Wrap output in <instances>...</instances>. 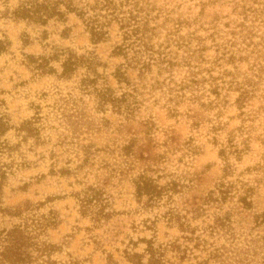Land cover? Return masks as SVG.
<instances>
[{
  "label": "rangeland",
  "instance_id": "374dc122",
  "mask_svg": "<svg viewBox=\"0 0 264 264\" xmlns=\"http://www.w3.org/2000/svg\"><path fill=\"white\" fill-rule=\"evenodd\" d=\"M21 1L0 0V231L55 245L27 264H264V0H128L142 40L123 53L119 23L94 41L63 6L17 19ZM70 52L95 65L64 75ZM90 188L106 205L83 214Z\"/></svg>",
  "mask_w": 264,
  "mask_h": 264
},
{
  "label": "trees",
  "instance_id": "16d2710c",
  "mask_svg": "<svg viewBox=\"0 0 264 264\" xmlns=\"http://www.w3.org/2000/svg\"><path fill=\"white\" fill-rule=\"evenodd\" d=\"M243 1V0H242ZM256 1V0H253ZM128 3V0H23L14 11V16L17 19L27 20L40 25L46 26L52 19H64L66 17L65 10L62 6L72 13H76L81 19H83L91 31V36L94 41H100L108 35V27L117 22L120 24V29L124 31V41L127 44L118 46L117 49L120 53L125 51V47L135 46V40L140 42L139 33L141 27L134 25L131 21H136V17L132 12L127 13L124 10V5ZM243 8H246L243 6ZM129 14V16L127 15ZM129 19V20H128ZM134 38V40H133ZM136 38V39H135ZM7 43L0 40V53L4 52L7 48ZM39 64L38 66L50 72L51 67H47V61ZM88 63V66L93 67L95 65L94 58L92 56H77L75 53H68L67 59L63 61V74L68 75L75 70V67L81 63ZM120 77H123L120 75ZM248 92H245L244 97ZM111 101L114 106H118L120 98L113 97L108 92L102 94V102L106 103ZM9 129V123L5 117L0 115V135L4 134ZM1 146V144H0ZM222 152H225L223 150ZM1 180L5 179L6 172L0 171ZM163 188L155 184L154 180L150 177L141 176L137 183L138 195H147L152 200L160 198L163 193ZM79 201L81 202L82 213L86 214L90 212L94 205L105 208L106 203L103 202V196L100 190L90 188L89 192L79 194ZM18 213V212H17ZM101 216H108V213L102 210L99 213ZM49 224H55V218L52 217L47 221ZM55 245H44L40 247L34 242V237L30 233L26 226H15L10 230L0 231V264H27L32 262L35 257L33 250L37 252L53 250ZM151 256L153 258V251ZM139 255H134L132 258L135 262ZM152 264H161V262L155 260Z\"/></svg>",
  "mask_w": 264,
  "mask_h": 264
}]
</instances>
